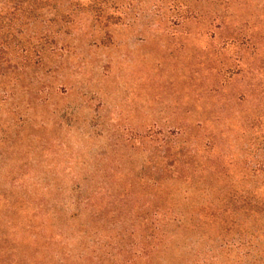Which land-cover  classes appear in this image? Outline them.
Segmentation results:
<instances>
[{
	"label": "rangeland",
	"instance_id": "374dc122",
	"mask_svg": "<svg viewBox=\"0 0 264 264\" xmlns=\"http://www.w3.org/2000/svg\"><path fill=\"white\" fill-rule=\"evenodd\" d=\"M45 1L53 10L46 30L55 45L49 41L44 46L45 58L28 75L20 72L12 104H0V192L8 187L2 181L40 180L44 189L48 179L50 189L36 192L34 199L44 195L46 207L59 211L54 219L45 213L44 220L48 234L66 238L62 251L77 255L76 246L99 243L98 255H114L120 242L127 249L134 243L127 235L132 227L142 235L148 214L141 200L122 208L121 197L150 192L153 171L164 164L156 146L148 149L147 131L168 137L181 123L183 141L196 145L198 157L205 155L201 129L210 131L206 69L222 36H212L193 19L200 0ZM209 2L201 0L202 13L211 8ZM218 10L224 12L223 6ZM170 183L178 207L191 213L189 202H182L185 186ZM77 197H102L103 208L82 206L77 217L80 212L67 207ZM94 212L99 215L95 222ZM77 229L86 231L87 238H70ZM191 244L196 250L205 242ZM198 250L203 258L204 251Z\"/></svg>",
	"mask_w": 264,
	"mask_h": 264
},
{
	"label": "trees",
	"instance_id": "16d2710c",
	"mask_svg": "<svg viewBox=\"0 0 264 264\" xmlns=\"http://www.w3.org/2000/svg\"><path fill=\"white\" fill-rule=\"evenodd\" d=\"M202 3H197L193 19L212 36L214 32L222 36L206 69L209 87L204 104L210 131L201 129L200 122L196 126L204 134L205 155L198 157L196 145L183 141L181 123L168 137L147 131L148 149L156 146L164 164L154 169L150 192L140 198L121 197L122 208H133L141 200L148 214L142 235L132 227L127 235L134 243L127 249L120 242L114 255L105 251L98 255L103 247L99 243L76 246L77 255L62 251L66 238L62 233L48 234L44 220L45 213L54 219L59 211L46 207L44 195L34 199L36 192L50 189L48 179L44 189L40 180L2 181L8 187L0 192V264H70L72 259L74 264H264V0H210L212 6L205 13L199 10ZM51 9L45 0H0V104H12L20 72L28 75L45 58L44 46L49 41L55 45L46 30ZM35 45L41 48L36 51ZM159 135L162 139L156 145ZM176 181L185 186L182 202H189L191 213L176 204L177 190L170 183ZM74 192L81 191L76 187ZM101 200L77 197L67 207L79 211L78 217L82 206L102 209ZM98 212L91 221L99 219ZM69 236L87 238L86 231L78 229ZM192 241L205 242L197 246L204 251L203 258ZM180 250L185 255L177 256Z\"/></svg>",
	"mask_w": 264,
	"mask_h": 264
}]
</instances>
